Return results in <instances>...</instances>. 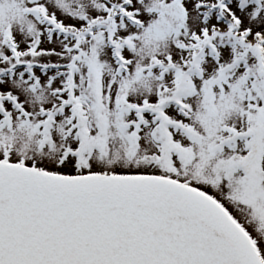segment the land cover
<instances>
[{"label":"snow or ice","instance_id":"1","mask_svg":"<svg viewBox=\"0 0 264 264\" xmlns=\"http://www.w3.org/2000/svg\"><path fill=\"white\" fill-rule=\"evenodd\" d=\"M0 264H264V0H0Z\"/></svg>","mask_w":264,"mask_h":264}]
</instances>
